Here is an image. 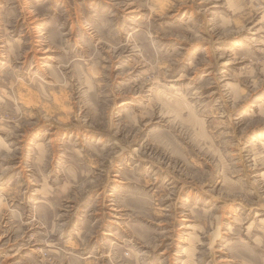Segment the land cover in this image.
<instances>
[{
    "label": "rangeland",
    "instance_id": "obj_1",
    "mask_svg": "<svg viewBox=\"0 0 264 264\" xmlns=\"http://www.w3.org/2000/svg\"><path fill=\"white\" fill-rule=\"evenodd\" d=\"M0 264H264V0H0Z\"/></svg>",
    "mask_w": 264,
    "mask_h": 264
}]
</instances>
